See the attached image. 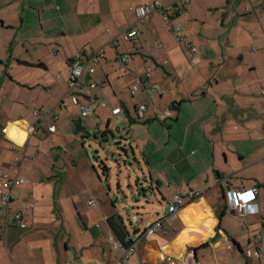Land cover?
I'll return each mask as SVG.
<instances>
[{"label":"crops","instance_id":"crops-1","mask_svg":"<svg viewBox=\"0 0 264 264\" xmlns=\"http://www.w3.org/2000/svg\"><path fill=\"white\" fill-rule=\"evenodd\" d=\"M152 2L167 10L179 32L153 12L140 24L137 43L124 42V31L136 21L135 8ZM260 10L252 0H0V144L12 143L0 145V171L10 172L20 161L24 184L12 188L11 206L26 224L0 232V264H164L167 258L185 264L189 252L198 264H264V254L244 255L260 236L264 241ZM129 49L131 61L122 65L119 57ZM98 51L103 57L94 61ZM78 55L94 69L84 80L98 87L90 104L67 100L58 110L68 91L67 64ZM133 85L135 96L129 93ZM104 102L120 107V116L102 108ZM85 104L90 109L82 117ZM139 105L146 110L132 123ZM164 111L171 115L157 121L155 113ZM112 119L119 125L116 135ZM13 123L35 124L37 133L17 145L7 137ZM48 125L55 132H48ZM107 135L138 165L135 180L127 178L132 192L149 189L166 205L182 191L202 195L166 220L167 211L156 215L153 222L161 220L165 233H133L139 255L126 263L107 224L119 217L115 201L122 178L115 180L113 201L110 164L88 159L90 143L96 149ZM254 187L259 214L248 216L243 227L226 192Z\"/></svg>","mask_w":264,"mask_h":264},{"label":"built area","instance_id":"built-area-1","mask_svg":"<svg viewBox=\"0 0 264 264\" xmlns=\"http://www.w3.org/2000/svg\"><path fill=\"white\" fill-rule=\"evenodd\" d=\"M264 10V5L262 7ZM158 12L164 21L168 24V29L175 33H178L180 27L178 25H173L170 23L169 18L170 15L167 13L166 9H163L159 2L152 3H144L135 8V16L136 21L130 26L126 31H124L122 35V39L126 43H130L134 45L137 43V38L140 35V24L143 19L153 13ZM131 49L128 50V53L119 57V62L122 65H126L131 61L129 57ZM192 53H195L194 49H191ZM93 56L94 61L97 58L103 57V52L98 51ZM67 72L69 75L68 81V91L63 100L60 101L58 110L61 108L67 107V100L71 101L74 104H78L79 99L90 104V100L92 97V92L98 87L96 84L87 83L84 80L85 75H91L94 72V69L89 67L83 61H81L80 56L78 55L74 60L70 61L67 64ZM149 72L147 71L145 74L146 81L149 79ZM141 81V80H140ZM156 90V89H154ZM157 91V90H156ZM138 92V86H131L129 93L131 96H135ZM160 94L163 91H158ZM100 106L102 108H107L111 115L115 117H119L122 113V109L120 107L111 106L108 103H101ZM89 105L85 104L80 106L81 116L84 117L89 112ZM146 110L145 105H139L136 109L138 117L142 115V113ZM46 114H49L47 112ZM36 115V114H35ZM170 112L164 111L162 113H155V119L157 121L163 122L170 116ZM56 119V118H53ZM37 126L35 124H30L27 126V135H33L37 133ZM48 132H55L54 125H48ZM19 165L20 161H16V164L12 168L10 172L0 171V232H6L7 229L11 226L19 227L21 229L26 228V224L22 221V214L19 210L13 209L11 206L12 196L11 190L14 187H18L24 184V180L19 176ZM202 195L199 192L186 190L179 192L172 196V198L167 203V217L177 214L183 208V205L186 201H195L199 199ZM226 200L229 207L235 212L233 215L239 216L243 219V227H247V217L251 215L259 214L258 208V188L254 187L252 189H231L226 192ZM88 205L96 206L95 203L89 202ZM129 223L131 227L136 231L133 232L136 235L142 234L154 236L157 232L165 233V229L162 225L161 220H157L154 222L144 224L141 217L137 214L132 215L129 219ZM135 237V236H134ZM258 245L254 248V252L252 249L244 250V255L247 258H256L259 259L262 254H264V244L263 238L260 236L258 238ZM125 242L128 243L126 247H123L119 242L115 243V247L121 248L122 255L120 261L122 263H126V261L133 255H139V239L132 238L130 234L125 238ZM187 260L185 264H198L195 255L192 253H187ZM163 264V263H160ZM164 264H175L172 258H167Z\"/></svg>","mask_w":264,"mask_h":264},{"label":"rangeland","instance_id":"rangeland-1","mask_svg":"<svg viewBox=\"0 0 264 264\" xmlns=\"http://www.w3.org/2000/svg\"><path fill=\"white\" fill-rule=\"evenodd\" d=\"M254 1V3L256 4V6L258 7V10L261 12V8L264 5V0H252ZM258 11V12H259ZM258 18L260 19V16H258ZM257 23V21H255ZM173 32V31H172ZM29 92V91H28ZM35 92V91H34ZM27 93V92H26ZM44 92H40L37 96L34 95V97L36 99L42 98L44 96L43 94ZM24 95H26L23 92ZM28 94V93H27ZM47 95H50L53 97L52 91H49L46 93ZM31 95H29V98ZM34 102L35 100L32 99ZM86 119H83V121H85ZM112 123V133L113 134H117L116 133V128L119 127V125L117 124V120L112 119L111 121ZM9 129L8 135L7 137L12 140L14 143H16L17 145H23L25 140L27 139V125H23L20 123H13L8 125L7 127ZM46 139V138H45ZM49 143V141H46V145L43 144V147H41V151L46 150L44 147L47 146V144ZM118 140H114L110 135H107V142L103 143V145L97 147L96 149L94 148L93 144L94 143H90V147H87V151H88V159L90 162H95V163H99L100 164V160L105 162L107 161L111 167V182L109 184H111V188H113V201L114 198L116 199V186H115V180L117 178V176H120L122 178L121 181V190L119 192H121V195L119 197H117L118 199L115 201L116 203V212L119 213V217L121 218L126 231L131 235L134 236L133 234V230L132 227L129 223V219L132 215L137 214L138 216H140L143 219V223H150L153 222V220H155L156 215L158 216H163V214L165 213V211H167L168 206L166 205L165 202H161L160 201H156L154 198H152V195L149 191V189L147 190V195L145 197L141 196V194L132 192V190L129 189L128 187V175L132 176V181L135 180V175L134 173H138V165L136 163L133 162V160L131 159V156H129L128 158L124 156H121L120 158H118V155H120L121 150L118 148L119 145H117ZM2 147H4L5 145L8 146H12L11 142H2L0 144ZM36 146V145H35ZM95 151L98 152V154H95ZM95 156V157H93ZM100 157L96 158V157ZM158 157H154L155 162L158 161ZM118 160V161H117ZM125 162V165H124ZM120 174L118 173V169H120ZM106 183V182H105ZM134 182H132L133 184ZM107 184V183H106ZM105 184V185H106ZM109 209H112V204H109ZM77 220V222L80 224V226L82 227V221L79 220L77 217L75 218ZM252 252H254V249L251 250ZM242 261H245V257H240Z\"/></svg>","mask_w":264,"mask_h":264},{"label":"trees","instance_id":"trees-1","mask_svg":"<svg viewBox=\"0 0 264 264\" xmlns=\"http://www.w3.org/2000/svg\"><path fill=\"white\" fill-rule=\"evenodd\" d=\"M139 120H141V119L137 116V119L131 120V122L133 123V122H136ZM120 150L125 151L123 148H120ZM98 168H100L102 170V172L105 174L108 172V168L105 165H102V167H98ZM144 192H146V191H144ZM107 224L109 226L111 233L116 237L117 241L123 247H126L128 245V243L125 242V238L127 237L128 232L126 231V228H125L121 218L113 216L107 220ZM132 230H133V232H136L133 228H132Z\"/></svg>","mask_w":264,"mask_h":264},{"label":"water","instance_id":"water-1","mask_svg":"<svg viewBox=\"0 0 264 264\" xmlns=\"http://www.w3.org/2000/svg\"><path fill=\"white\" fill-rule=\"evenodd\" d=\"M121 156H124V158H125V152H121L120 155H118V158H120ZM124 165H125V162H124ZM140 191H142V195L141 196L145 197L146 196V192H144V188H141ZM231 212L233 214L235 213L233 210Z\"/></svg>","mask_w":264,"mask_h":264},{"label":"flooded vegetation","instance_id":"flooded-vegetation-1","mask_svg":"<svg viewBox=\"0 0 264 264\" xmlns=\"http://www.w3.org/2000/svg\"><path fill=\"white\" fill-rule=\"evenodd\" d=\"M146 195H147V193H146Z\"/></svg>","mask_w":264,"mask_h":264}]
</instances>
